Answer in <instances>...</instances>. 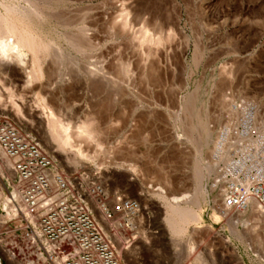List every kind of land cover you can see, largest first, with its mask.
Returning <instances> with one entry per match:
<instances>
[{"label": "rangeland", "instance_id": "rangeland-1", "mask_svg": "<svg viewBox=\"0 0 264 264\" xmlns=\"http://www.w3.org/2000/svg\"><path fill=\"white\" fill-rule=\"evenodd\" d=\"M38 1L51 5L36 27L53 44L40 69L29 50L0 61V113L34 134L64 173L139 201L132 238L110 236L123 264H264V212L257 215L252 200L212 209L208 185L221 159L212 146L217 128L237 117L231 108L239 100L254 104L264 132V0ZM77 25H85L82 51L64 39L80 34ZM53 122L66 128L67 143L50 135ZM200 142L212 164L200 182L202 218L174 236L167 203L192 205ZM6 161L2 203L3 178L11 176ZM231 225L245 233L246 245L229 233ZM195 252L205 262L192 259Z\"/></svg>", "mask_w": 264, "mask_h": 264}, {"label": "built area", "instance_id": "built-area-1", "mask_svg": "<svg viewBox=\"0 0 264 264\" xmlns=\"http://www.w3.org/2000/svg\"><path fill=\"white\" fill-rule=\"evenodd\" d=\"M231 110L237 117L218 126L212 145L221 156L208 184L218 211L264 202V132L256 107L239 100ZM3 159L11 171L0 202L4 264H123L110 236L132 238L142 208L136 198L82 173H64L34 134L0 113L2 170Z\"/></svg>", "mask_w": 264, "mask_h": 264}, {"label": "bare ground", "instance_id": "bare-ground-1", "mask_svg": "<svg viewBox=\"0 0 264 264\" xmlns=\"http://www.w3.org/2000/svg\"><path fill=\"white\" fill-rule=\"evenodd\" d=\"M42 2H43V0H42ZM49 6L51 7V5H49ZM49 6L47 5V3H41V1H38V0H0V61H2L4 59L18 58L19 56H21L22 53L29 50V51H32V53H33V55H31L34 59L32 61L33 65L36 64L38 66V68L40 69L39 66H41L40 63L42 61V58L48 52L49 48L51 47V45L53 43L50 40H47L44 37H42L43 35L41 34V32H39V30H37L36 25L41 24V20L44 19V18L42 19L43 15L45 13H47L46 11H49ZM46 15H48V14H46ZM77 28H78L77 30L79 31L80 34H77L76 37H73L72 35L65 33L64 39L66 38L67 41L69 40L68 42H70V44L75 49L82 51V49H84L83 44H85V43L82 44L81 37H82V35L85 34V31H84L85 25H84V27L82 25H79ZM83 32H84V34H83ZM84 36L86 37V34ZM85 46L86 45H84V47ZM192 59H193L192 62L194 64H197V62L199 61V55L197 53H195V55ZM0 67H1V65H0ZM35 68H36V66H35ZM33 71H34V69H33ZM192 100H193L192 96L191 97L189 96L188 105L192 104ZM51 125L52 126H50L51 127V134L50 135H52L61 144L67 143L66 138H68L67 137L68 133H66V128H64L63 126L57 125L54 122ZM188 127H192V126H188ZM92 128H93V126H90L88 124L87 125L84 124L82 126V128H80V129H82V131L84 133L86 132L85 134H87V136H89V138H90L91 136L95 135V134L92 135L94 133ZM188 129H190V128H188ZM207 130H208V128H207ZM190 132L191 131H189V133ZM209 136H210V133L207 132V138ZM194 137H193V139H194ZM198 146H199V148L197 150V153L195 154L196 163L194 164L195 165L194 166L195 167V176H196L195 178L197 180V186H196L195 191H194V198H193L192 205H190V206H181V205L177 206V205L170 203V202L167 203V210L165 212L166 213V221H167L168 227H169L172 235H174V236H178V235L182 234V232H184V230L186 228L185 225L187 223H190V222L197 223L202 218L201 217L202 203L206 200H205V194L203 191L204 189L201 187L200 182H201L203 175H205V171H209V169H212L211 168L212 164H211V162H208L207 160H205V161L203 160L204 155L202 156V154H203V150L205 148V144L200 142L198 144ZM5 163H6V165L9 166L7 161ZM0 199H1V196H0ZM252 201H251V203H253V208H254L256 214L259 216L260 215L262 216V214L264 212V202L258 203L255 200H252ZM0 202H2V201H0ZM185 203H184V205L188 204V203H186V204ZM250 205H252V204H250ZM243 207L244 206H241V208H243ZM227 213H228V211H227ZM255 222L256 223L258 222L257 218L252 220L253 224L252 223L249 224L250 226L248 227V230H247L248 235L249 234H255V232L257 230V225L255 224ZM228 230H229L230 234H232L233 236L236 237V239L240 240L241 242H243L245 244V242H246L245 233H243L238 228V226H236V225L228 226ZM199 254L200 253H198V252H195L194 254H192V259L198 260L199 262L201 261V263L205 262L202 259V257L200 256L201 254L200 255Z\"/></svg>", "mask_w": 264, "mask_h": 264}, {"label": "water", "instance_id": "water-1", "mask_svg": "<svg viewBox=\"0 0 264 264\" xmlns=\"http://www.w3.org/2000/svg\"><path fill=\"white\" fill-rule=\"evenodd\" d=\"M0 264H4L3 261L1 260V258H0Z\"/></svg>", "mask_w": 264, "mask_h": 264}]
</instances>
